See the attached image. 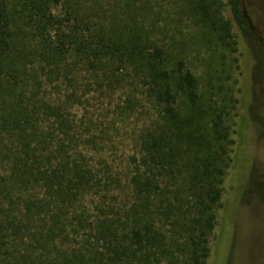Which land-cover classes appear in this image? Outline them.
<instances>
[{
  "label": "trees",
  "instance_id": "obj_1",
  "mask_svg": "<svg viewBox=\"0 0 264 264\" xmlns=\"http://www.w3.org/2000/svg\"><path fill=\"white\" fill-rule=\"evenodd\" d=\"M179 2L175 19L173 3L157 0H0V264H35V249L38 264H207L237 163L234 30L248 38L258 78L263 55L242 0H227L230 19L223 0ZM177 36L199 44L200 74ZM36 64L48 75L82 64L111 82L132 72L144 89L150 116L125 208L105 201L93 143L65 108L42 99L39 111L25 90Z\"/></svg>",
  "mask_w": 264,
  "mask_h": 264
},
{
  "label": "rangeland",
  "instance_id": "obj_2",
  "mask_svg": "<svg viewBox=\"0 0 264 264\" xmlns=\"http://www.w3.org/2000/svg\"><path fill=\"white\" fill-rule=\"evenodd\" d=\"M157 1L158 6L165 8L166 5L170 8L172 2L173 18L181 16L177 13L179 0ZM223 1L224 14L230 19L227 0ZM242 2L264 39V0ZM165 17V12L159 15L161 21ZM183 29L188 34L186 24ZM234 34L237 52L231 54L238 56L240 68L232 67V77L227 84L237 91L236 96L241 100L232 135L237 163L224 180L219 221L212 236L207 264H264V43L255 35L253 42L257 47L260 45L263 55V75L258 78L255 73L259 66H256L257 59L248 38L237 30ZM178 41L184 45L180 54L186 55L191 68L200 74L204 66L199 44L181 36L176 37L175 42ZM181 46H177V51L180 52ZM66 67L61 75H48V68L43 70L37 64L31 65L32 73L25 90L34 96L39 111H44L42 99L65 108L72 120V130L79 136L84 134L93 143L91 155L104 180L105 201L125 208L130 200L129 178L138 135L150 116L151 108L144 89L132 79V72L123 75L122 80L115 78L111 82L100 71L82 64ZM23 90L20 84L18 91ZM129 98L133 104L127 102ZM50 118L47 115V120L44 119L43 126L47 130L51 126ZM93 201L94 197L88 199V203ZM40 253V250L33 251L35 264L40 258L45 261ZM76 256L71 254L75 260Z\"/></svg>",
  "mask_w": 264,
  "mask_h": 264
},
{
  "label": "water",
  "instance_id": "obj_3",
  "mask_svg": "<svg viewBox=\"0 0 264 264\" xmlns=\"http://www.w3.org/2000/svg\"><path fill=\"white\" fill-rule=\"evenodd\" d=\"M243 13H244V17L249 22V25L252 28L254 34L258 37V40L263 44L264 43V39L260 35V30H259L258 26L253 22L252 18L249 16V14L247 13L246 9L243 10Z\"/></svg>",
  "mask_w": 264,
  "mask_h": 264
}]
</instances>
